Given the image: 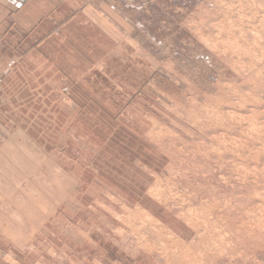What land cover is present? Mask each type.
Segmentation results:
<instances>
[{
    "label": "rangeland",
    "instance_id": "1",
    "mask_svg": "<svg viewBox=\"0 0 264 264\" xmlns=\"http://www.w3.org/2000/svg\"><path fill=\"white\" fill-rule=\"evenodd\" d=\"M32 6L0 13V264H264V0Z\"/></svg>",
    "mask_w": 264,
    "mask_h": 264
},
{
    "label": "crops",
    "instance_id": "2",
    "mask_svg": "<svg viewBox=\"0 0 264 264\" xmlns=\"http://www.w3.org/2000/svg\"><path fill=\"white\" fill-rule=\"evenodd\" d=\"M0 2H1L0 3V13H3L4 15H5V12L4 11H9V10H13L14 9V12L12 14V18L15 17L16 15H19V17L21 18V21L25 22L26 25L29 24L30 18L31 19H35V16L33 14L35 12L34 10L32 11V14L31 13L28 14V15L26 14L27 9H34V7L32 6L33 0H1ZM38 10L40 11V9H37V12L36 13L39 15V11ZM14 13H16V14H14ZM25 14L27 16L23 17ZM19 17H18V19H20ZM0 42H1L0 45H2V44L6 45V46L12 45V43L11 44H8L9 43V39H6V38L3 39V40H0ZM9 52H10V54H12L13 49L10 48V50L7 51V57L9 56ZM11 68H13V70H14L13 65L11 66ZM10 70H12V69H10ZM3 71L2 70L0 71V76L2 78V75H3V78L5 80H7V78L9 79V77L13 78L15 76L14 73L9 72L8 70H5L4 72ZM6 87H7V90H8L7 82H6ZM2 89H3V87H2ZM46 162H47V157H46L45 151H42L41 150V164H44L45 165ZM53 163L55 164V162H53ZM53 166H55L54 167V170L58 174H61L62 176L63 175L68 176L69 181H73V182H77L78 181L77 175L75 173H73V172H68V174H66L65 170L63 169V167H62V165L60 163H56ZM56 188H58V186H57L56 183H54V189H56Z\"/></svg>",
    "mask_w": 264,
    "mask_h": 264
},
{
    "label": "bare ground",
    "instance_id": "3",
    "mask_svg": "<svg viewBox=\"0 0 264 264\" xmlns=\"http://www.w3.org/2000/svg\"><path fill=\"white\" fill-rule=\"evenodd\" d=\"M218 4V3H217ZM235 6V5H234ZM244 9V8H243ZM236 12V11H235ZM242 12V11H241ZM245 13V12H244ZM255 13V12H254ZM247 15V14H246ZM263 16V15H262ZM263 18V17H262ZM247 19V18H246ZM251 21V20H250ZM245 22V21H244ZM250 23V22H249ZM253 23V22H252ZM248 25V24H247ZM255 25V24H254ZM254 27V26H253ZM252 28V27H251ZM255 28H257V26L255 27ZM250 29V28H249ZM248 29V30H249ZM241 30V29H240ZM247 30V31H248ZM257 30H258V28H257ZM250 31V30H249ZM247 33H249V32H247ZM253 35H254V33H253ZM264 35V34H263ZM240 38V37H239ZM252 38V37H251ZM250 39V38H249ZM257 40V39H256ZM242 41V40H241ZM253 41V40H252ZM248 42V41H247ZM254 42V41H253ZM254 43H256V42H254ZM262 43V42H261ZM256 45H258V44H256ZM264 45V44H263ZM242 47V46H241ZM254 51V50H253ZM263 55V54H262ZM263 57V56H262ZM263 61V60H262ZM261 61V62H262ZM252 62V61H251ZM239 73V72H238ZM262 73V72H261ZM263 74V73H262ZM259 76V75H258ZM264 77V76H263ZM259 78H261V77H259ZM251 80V79H250ZM255 80V79H254ZM255 83H257V86H258V82H256V81H254ZM250 85V84H249ZM247 86V85H246ZM240 88V87H239ZM259 89V88H258ZM246 91V90H245ZM257 91V90H256ZM243 93H244V91H243ZM248 93H250V92H248ZM262 93V92H261ZM259 94V93H258ZM255 95V94H254ZM242 96V95H241ZM248 98V97H247ZM247 98H245V100L247 99ZM252 98V97H251ZM228 99V98H227ZM243 99V98H242ZM250 99V98H249ZM258 99V98H257ZM251 100V99H250ZM239 101V100H238ZM241 101V100H240ZM243 101V100H242ZM264 101V100H263ZM251 102V101H250ZM258 102V101H257ZM254 103V102H253ZM251 104V103H250ZM229 105V104H228ZM248 105V104H247ZM237 108V107H236ZM221 112H224L223 110L221 111ZM228 126V125H227ZM236 126V125H235ZM255 126V125H254ZM229 131V130H228ZM235 133V132H234ZM256 133V132H255ZM233 157V156H232ZM237 162H238V160H237ZM260 163V162H259ZM254 164H255V162H254ZM260 175V174H259ZM251 178H253V177H251ZM261 178V177H260ZM263 178V177H262ZM252 184V183H251ZM153 192V191H152ZM156 194V193H155ZM238 196V195H237ZM261 200H263V199H261ZM264 203V202H263ZM255 205H257V204H255ZM260 205V204H259ZM146 215L152 220L153 218L149 215V214H147L146 213ZM240 216V215H239ZM244 218V217H243ZM261 218V217H260ZM233 219H234V217H233ZM149 221V220H148ZM153 221V220H152ZM216 221V220H215ZM231 221V220H230ZM261 221H262V219H261ZM264 223V222H263ZM215 225V224H214ZM235 227V226H234ZM264 228V227H263ZM261 230H263V229H261ZM215 232V231H214ZM223 236V235H222ZM264 236V235H263ZM262 237V236H261Z\"/></svg>",
    "mask_w": 264,
    "mask_h": 264
}]
</instances>
